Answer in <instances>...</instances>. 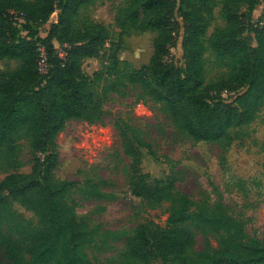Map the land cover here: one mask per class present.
<instances>
[{"label": "trees", "instance_id": "16d2710c", "mask_svg": "<svg viewBox=\"0 0 264 264\" xmlns=\"http://www.w3.org/2000/svg\"><path fill=\"white\" fill-rule=\"evenodd\" d=\"M95 1L0 0V59L20 62L18 68L0 73V153L12 147L14 135L22 129L36 153L31 173L7 172L0 181V264H24V253L43 264L55 255L64 264L83 260L79 247L86 234L73 213L75 181L54 177L55 140L67 121H99L111 94L137 88L142 98L160 105L178 133L194 141L220 143L230 140L231 128L252 120L264 97V23L254 30L256 46L244 36V20L252 14L255 0H130L117 17L118 25L122 31L155 30L153 53L139 68L114 61L104 72L95 73L97 81H105L98 96L82 61L98 55L109 33L99 24L75 26L81 9ZM238 2L245 4L243 11L233 8ZM219 3L226 25L212 33L209 47L229 62L230 72L206 84L203 36ZM54 12L57 16L46 36H39L36 26L48 22ZM54 42L63 46V55ZM177 46L182 62L171 55ZM116 126L122 150L131 159V193L152 204L172 202L168 229L145 223L136 227L126 242V263L160 259L163 264H264V242L234 245L229 237H221L217 249L195 252L192 234L184 226V198L174 196V182L149 184L139 170L140 152L135 146L147 144ZM88 191L90 197H104L98 186ZM7 198L31 210L42 229L22 242L7 234ZM84 264L91 263L86 259Z\"/></svg>", "mask_w": 264, "mask_h": 264}, {"label": "rangeland", "instance_id": "374dc122", "mask_svg": "<svg viewBox=\"0 0 264 264\" xmlns=\"http://www.w3.org/2000/svg\"><path fill=\"white\" fill-rule=\"evenodd\" d=\"M255 2L252 14L244 20V36L251 37L252 46H256L254 30L264 23V0ZM129 3L130 0H96L82 8L76 19L77 28L99 24L109 33L98 55L82 61V70L94 81L98 96L105 81H97L95 73L104 72L114 61L139 68L152 56L155 30L122 31L118 25L117 17ZM233 8L243 11L245 4L238 2ZM56 16L54 12L48 22L36 26L39 36H46ZM225 25L219 3L212 9L203 36L206 84L227 77L230 72L229 62L215 56L209 47L212 33ZM54 45L63 55V46L56 42ZM171 55L182 62L180 46L171 49ZM19 65L18 60L0 59V73ZM41 66H45L43 61ZM122 91L124 95L113 93L103 104L99 121L71 119L55 140L58 164L54 177L75 181L73 213L86 234L79 247L81 264L86 259L91 264H163L160 259L126 263L123 258L126 242L139 224L158 230L170 227L172 202L152 204L131 193V159L122 150L116 124L147 144L135 143L140 152L138 167L147 175V182L172 180L174 196L184 198V226L192 234L195 252L217 249L221 237H229L234 245L264 242V97L250 122L231 128L230 140L217 143L194 141L178 133L159 104L142 98L137 88ZM3 152L0 181L7 172L31 173L36 153L25 130L15 134L12 147ZM95 186L104 194L102 199L90 197L88 190L91 192ZM6 206L9 214L4 228L18 242L42 229L31 210L10 198ZM23 262L43 264L27 253L23 254ZM45 264H64V260L55 255Z\"/></svg>", "mask_w": 264, "mask_h": 264}]
</instances>
